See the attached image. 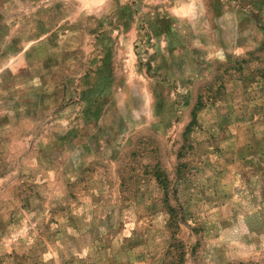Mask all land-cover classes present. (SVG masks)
<instances>
[{
  "label": "rangeland",
  "instance_id": "rangeland-1",
  "mask_svg": "<svg viewBox=\"0 0 264 264\" xmlns=\"http://www.w3.org/2000/svg\"><path fill=\"white\" fill-rule=\"evenodd\" d=\"M0 264H264V0H0Z\"/></svg>",
  "mask_w": 264,
  "mask_h": 264
},
{
  "label": "trees",
  "instance_id": "trees-1",
  "mask_svg": "<svg viewBox=\"0 0 264 264\" xmlns=\"http://www.w3.org/2000/svg\"><path fill=\"white\" fill-rule=\"evenodd\" d=\"M176 224H178V222Z\"/></svg>",
  "mask_w": 264,
  "mask_h": 264
}]
</instances>
